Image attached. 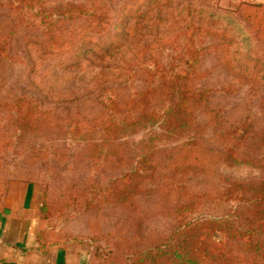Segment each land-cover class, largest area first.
Listing matches in <instances>:
<instances>
[{"label":"rangeland","instance_id":"374dc122","mask_svg":"<svg viewBox=\"0 0 264 264\" xmlns=\"http://www.w3.org/2000/svg\"><path fill=\"white\" fill-rule=\"evenodd\" d=\"M14 1L0 0V194L36 185L50 243L126 264L177 224L178 182L200 197L188 219L216 217L235 206L220 196L226 178L264 172V0H41L87 4L103 24ZM169 79L202 95L193 124L118 123L142 92L163 114Z\"/></svg>","mask_w":264,"mask_h":264},{"label":"trees","instance_id":"16d2710c","mask_svg":"<svg viewBox=\"0 0 264 264\" xmlns=\"http://www.w3.org/2000/svg\"><path fill=\"white\" fill-rule=\"evenodd\" d=\"M13 3L16 10L26 5L32 11L36 10L37 16L46 19L54 15L62 20L79 16L103 24L104 14L84 3H62L53 7H47L41 0H15ZM177 82L174 79L168 80V87L174 96L170 97V105L163 114L145 107L143 102L146 100V94L142 92L138 98L132 100L142 106L139 114L133 118L125 115L118 123L127 129L153 126L162 121L164 130L175 134L193 124V107L202 100V95L197 98L182 92L179 89L182 83ZM117 100L112 102V106L114 110L121 111L123 103ZM236 154L230 155L233 156L232 159L237 158ZM257 162L264 167V157ZM143 168L138 167L137 170ZM225 182L220 196L232 201L235 204L233 209L216 217L191 219H188V216L198 208L200 197L181 188L183 184L178 182L174 211L177 224L162 242L133 253L126 264H264V172L255 181L226 178ZM4 195L5 191L0 194V210L3 207ZM47 218L48 212L44 205L38 232L44 252L55 247H64L56 242L50 243L43 230V221Z\"/></svg>","mask_w":264,"mask_h":264},{"label":"crops","instance_id":"0c3cea01","mask_svg":"<svg viewBox=\"0 0 264 264\" xmlns=\"http://www.w3.org/2000/svg\"><path fill=\"white\" fill-rule=\"evenodd\" d=\"M41 202L36 185L12 182L0 210V264H84L86 247L70 243L41 249Z\"/></svg>","mask_w":264,"mask_h":264}]
</instances>
